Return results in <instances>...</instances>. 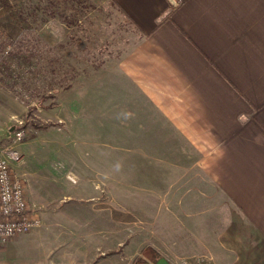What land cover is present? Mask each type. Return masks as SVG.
Listing matches in <instances>:
<instances>
[{"label": "rangeland", "instance_id": "rangeland-1", "mask_svg": "<svg viewBox=\"0 0 264 264\" xmlns=\"http://www.w3.org/2000/svg\"><path fill=\"white\" fill-rule=\"evenodd\" d=\"M84 2L87 17L111 19L95 0ZM2 12L0 34L14 40L0 45V140L9 145L25 130L14 168L41 225L1 245L0 264H156L161 256L171 264H233L235 250L221 248L206 227L220 191L194 146L119 69L114 47L124 42L101 51L106 42L72 39L93 31L85 21L74 27L52 18L26 28ZM94 28L109 40L103 25ZM18 43L27 44L29 60L12 57Z\"/></svg>", "mask_w": 264, "mask_h": 264}, {"label": "crops", "instance_id": "crops-1", "mask_svg": "<svg viewBox=\"0 0 264 264\" xmlns=\"http://www.w3.org/2000/svg\"><path fill=\"white\" fill-rule=\"evenodd\" d=\"M98 7L115 23L78 18V27L85 21L93 31L72 39L106 42L101 51L124 42L114 47L119 69L194 146L220 191L223 202L206 227L221 248L235 250L233 264H264V0H102Z\"/></svg>", "mask_w": 264, "mask_h": 264}, {"label": "built area", "instance_id": "built-area-1", "mask_svg": "<svg viewBox=\"0 0 264 264\" xmlns=\"http://www.w3.org/2000/svg\"><path fill=\"white\" fill-rule=\"evenodd\" d=\"M24 136L25 130L20 128L9 145L0 140V246L41 225L38 214L30 209L26 182L14 168L24 158L18 147Z\"/></svg>", "mask_w": 264, "mask_h": 264}, {"label": "trees", "instance_id": "trees-1", "mask_svg": "<svg viewBox=\"0 0 264 264\" xmlns=\"http://www.w3.org/2000/svg\"><path fill=\"white\" fill-rule=\"evenodd\" d=\"M84 1L85 0H0V11H3V18L9 19L10 21L19 22V20H22L26 28H30V24L33 22H38L37 24L39 26H43L52 18L62 19L64 22L68 23V25L75 27L77 26L76 21L80 12L82 16L87 17L89 15L90 6ZM95 1L94 5L97 8L102 0ZM3 23L4 22L0 20L1 27L4 26ZM27 30L28 29H25L24 31ZM9 37L14 40L13 36L11 37V33H7L5 30L4 33L1 32L0 39L3 42H1L0 45L3 46L6 40H9ZM17 47V50L12 52V57H16L17 59L24 57V59L29 60V54L23 55V49L27 48V44L18 43ZM38 56L40 57V54L35 53L32 57L38 58ZM56 60L60 61L61 58H55L50 61V63L54 64L57 62ZM3 63L8 66L7 61ZM53 70L57 72V67L55 65L52 66V71ZM69 87H71V84L63 86L64 89Z\"/></svg>", "mask_w": 264, "mask_h": 264}, {"label": "water", "instance_id": "water-1", "mask_svg": "<svg viewBox=\"0 0 264 264\" xmlns=\"http://www.w3.org/2000/svg\"><path fill=\"white\" fill-rule=\"evenodd\" d=\"M171 1H175V0H171ZM141 264H152L150 262H143ZM156 264H171V262L164 256H161L160 258H158V260L156 261Z\"/></svg>", "mask_w": 264, "mask_h": 264}]
</instances>
